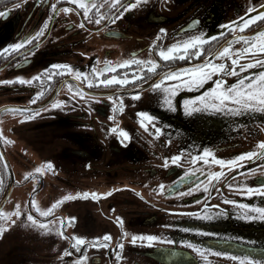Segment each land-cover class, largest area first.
Here are the masks:
<instances>
[{
  "label": "flooded vegetation",
  "instance_id": "flooded-vegetation-1",
  "mask_svg": "<svg viewBox=\"0 0 264 264\" xmlns=\"http://www.w3.org/2000/svg\"><path fill=\"white\" fill-rule=\"evenodd\" d=\"M85 2L90 7L95 3V10L101 15L115 11H109L111 0ZM127 3H133L134 7L123 16L113 22L105 18L102 23H96L72 0H0V49L5 50L0 51V80L14 81L0 84V211L8 214L0 217V225L6 228L9 222L23 221L35 226L31 236L36 248L30 250L16 239L5 241L0 247V257L6 256L9 261L0 264H31L27 259L29 252H37L44 262L54 261L52 264H77L81 255H85L82 264H242L233 256L220 253L264 256V220H246L238 214L245 211L242 205L228 202L264 206V195H243L247 189L236 186L237 182L257 185L258 179L264 177V157L257 155L254 159L238 161L242 169L227 164L222 168L213 161V157L228 160L234 154L256 150L258 141L264 140V112L212 110L191 115L184 111L183 103L213 86L216 78L231 84L239 75L259 72L264 65H254L236 75L221 77L214 73L213 80L200 88L177 87L176 79L162 80L163 85L174 90L169 98L171 107L166 106L164 88L154 91L152 87L165 71L203 63L210 51L223 47L233 36L264 29V18L243 30L228 27V22L236 21L238 16L244 17L245 13L253 16L264 10L261 7L264 0H139V3L118 0V6L123 5L121 11ZM65 7L70 10L65 12ZM249 8L253 11L249 12ZM42 28V34L30 44L20 50H7L9 44L41 32ZM161 28L166 32L158 35ZM199 33L214 38L205 39L200 56L183 59L177 56L169 60L159 56L160 49L167 50L170 45ZM246 46L242 40L231 45L233 49ZM261 56L264 53H243L237 67ZM209 59L221 62L220 57ZM124 60H155L157 66L149 71L148 64L124 65ZM106 61L109 71H103ZM223 62L231 68L229 57H224ZM53 64L70 65L93 79L115 75L118 80L106 86H89L63 69L49 72L52 76L49 80L42 70ZM93 67L100 71L99 77L92 72ZM38 73L40 77L31 84L15 81L17 76L32 79ZM133 75H137V80L119 83V79ZM137 83L141 84L139 89ZM77 85L85 93L99 95H78ZM134 90L141 92L138 98L129 94ZM37 92H41L38 97ZM60 100L66 103L59 104ZM138 100L148 101L147 105H137ZM41 105L44 106L38 108ZM13 107L38 109L34 110L35 114L28 112L30 118L25 119V114L13 111ZM140 111L155 119L140 117ZM142 119L147 128L140 123ZM157 128L159 136L152 134ZM119 129L126 130L129 138L123 139ZM167 133L181 141L164 146ZM57 141L55 154L48 155L45 148L36 150L40 144L49 146ZM185 145L190 151L181 154ZM205 148L213 156L193 163L192 156H203ZM173 154H181V159L177 163L169 159L165 166L164 157L171 158ZM205 160L213 162L205 163ZM46 161L53 165L33 175L34 169ZM189 168L193 169L192 173L187 172ZM210 171L222 172V177L209 182ZM185 175L188 180L181 181ZM201 181L209 185L207 194L202 187L187 192ZM172 183L181 195L160 191L162 184L167 188ZM77 192L108 195L93 199L77 197ZM64 196L69 198L61 200L47 216L41 214ZM17 204L19 216L15 211ZM197 211L215 215L207 219L203 215H191ZM29 214L42 223L34 225L28 219ZM68 217L75 220L69 222ZM118 217L121 223H117ZM191 228L202 231L188 230ZM125 232L128 235H123ZM105 233L111 234L108 246L96 247L93 238L103 237ZM133 234H154L160 239L151 242L138 239L133 243ZM74 235L85 237L79 251ZM121 241L123 247L119 248ZM182 241L194 242L202 251ZM117 251L120 256L116 255Z\"/></svg>",
  "mask_w": 264,
  "mask_h": 264
},
{
  "label": "snow or ice",
  "instance_id": "snow-or-ice-1",
  "mask_svg": "<svg viewBox=\"0 0 264 264\" xmlns=\"http://www.w3.org/2000/svg\"><path fill=\"white\" fill-rule=\"evenodd\" d=\"M72 3L78 4L80 8H83L85 16L92 20L95 19L96 23H102V21L107 18L109 22H113L115 19H118L120 16H123L125 12L129 9H132L134 7L133 3H127L126 8H124L122 11L120 10L123 5L118 6V0H111V5L109 8V11L112 9H115V11H111V15H109L107 12L104 13L103 15L100 14L99 11H96V4L93 3L90 7L88 3L85 2V0H72ZM137 3H139V0H137ZM56 6L53 5V8ZM264 7V6H261ZM70 9L65 7L64 11L67 12ZM78 10V9H77ZM249 12L253 11L252 8L248 9ZM117 12L119 13V16H117ZM264 18V10L258 11L256 15L253 16H248L247 13H245L244 17H237L236 21H230L228 22V27L232 28L233 30L235 28H239L241 30L245 29L248 27L250 24H252L254 21H258ZM238 23L237 21H241ZM47 26V21H45L44 27ZM43 28L41 29V32L35 33L33 35L27 36V38L22 39L18 42L9 44L7 46V50H20L23 48L24 45L30 44L35 38H38L42 34ZM166 32V29L161 28L159 30L158 35L163 34ZM205 39L211 40L214 39L211 36L205 37L204 33H199L196 35H192L187 37L184 40H181L177 43H174L170 45L167 50L160 49L158 54L160 57H162L164 60H169L171 58H176L177 56L181 59L185 57H191V56H200L201 51H202V45L205 42ZM236 40H242L246 43V47L243 48H235L233 49L231 47L232 43H234ZM152 44H156V40L152 41ZM38 46V45H37ZM182 50V51H181ZM0 51H5L4 49H0ZM255 53V52H260L264 53V29H261L259 31H256L254 33H251L249 35H239V36H233L232 40L226 42V44L219 48L218 50L212 52L210 51L207 56L204 58L203 63H197L192 67H184L180 69H174V70H168L165 71L161 78L156 80L155 83L153 84V90L155 91L157 88H164V91L166 93L165 95V100L167 101V105L171 107L172 103L171 100L169 99L173 94L174 90L170 89L168 86L162 84V80H169V79H176L179 81L177 84V87H185V88H200L205 85L207 81L213 80V74L218 73L221 74V77L224 74L227 75H236L237 73H243L244 69H248L253 67L254 65H264V56H261L259 60L256 59H251L250 63H244L240 64L239 67H237L239 60L241 59V55L243 53ZM233 53H236L234 56ZM29 54H31V50H29ZM209 57H220L221 62H214L213 60L209 59ZM224 57H229L231 59V68L229 69L228 65L223 62ZM133 62H138L142 64H148L150 65L149 71H152L157 66V61L155 60H150V61H144V60H139V61H132V60H124L123 64L128 65ZM56 69H63L69 73H72L73 76L77 81L83 79L87 82L89 86H92L94 84L96 85H109L112 83L117 82L118 77L113 75L109 77L108 79H93L89 77V74L83 72L80 69H74L72 66L67 65V64H53L50 66V68H45L43 69V75L46 76L49 80L52 79V76L49 75V72H55ZM110 70V65L109 62H105V66L103 71H109ZM92 72L96 74V77L100 76V71H98L95 67L92 68ZM41 74H36V77H33L32 79H25L22 76H17L15 78V81H18L23 84H31L34 82V80L38 77H40ZM140 75L142 76L143 73L141 72ZM129 80H137V75H133L131 77H126L124 79H119V83L121 85L127 84ZM13 80H0V84H5V83H13ZM141 87L140 83L136 84V89H139ZM69 88H72V85L69 84ZM76 91L78 95H91V96H96L99 94H93V93H85L82 88H80L78 85L76 86ZM133 97L138 98L141 95V92L139 90H134L129 93ZM41 92H37L35 96H40ZM75 99V97H73ZM109 99H112V96L109 95ZM69 103L71 101H68ZM66 101L60 100L59 104H64ZM184 111L187 114L194 115L197 111H212V110H217V111H231V112H240V111H247V110H259L261 112H264V69L260 70L259 72L256 73H249L248 75H239L238 78L231 84H228L223 78H216L215 83L213 86L208 87L206 91H204L201 95L197 96H192L188 97L184 100ZM53 107L55 105H52ZM114 108L116 105L113 106ZM13 111H19L21 113H24V118H30L27 113L32 112L35 114V111L32 109H26V108H21V107H13ZM140 117L145 118L146 120H154L155 118L152 117L148 112L146 111H140L138 113ZM111 118V117H110ZM145 119L140 120V123L147 128V125L145 124ZM119 131L122 134L123 139H128L129 134L126 130L124 129H119ZM151 131V129H149ZM155 136H159L160 134V129L157 128L155 132L152 133ZM7 140V138H5ZM183 150H181L182 154ZM181 154H173L171 158L169 157H164L165 160V166L169 163V159H171V163H177L181 159ZM257 155L264 157V140L258 141V148L256 150H249V151H244L238 154H234L231 159L225 160L223 158H216L213 157V161L223 168L225 164L230 165L231 168H241L242 169V163H237L239 162H244L245 158L249 159H254ZM207 156H213V153L211 150L205 148L203 156H200L199 154L193 155L192 156V161L193 163L196 162L197 159H202L203 157ZM213 161H208L205 160V163H211ZM51 161H46L45 164L42 167H37L34 169L33 175L35 173H40L43 168L46 167H51ZM205 171H208L205 169ZM247 171L251 172L253 169H247ZM188 173H192L193 169L189 168L187 170ZM222 172H213L210 171L208 172V181L212 182L213 178L215 179H220L222 177ZM25 175H29L28 173H25ZM183 180H188V176L185 175L184 177L181 178V181ZM177 181V182H181ZM230 188L233 187L232 184L228 185ZM237 187L247 189L246 192L242 193L243 195H253V194H259V195H264V177L259 178L257 181V185L251 186L247 182H237L236 183ZM204 188L207 194V190L209 185L204 183L203 181L200 182L198 186H193L191 188L187 189V192H193V191H198L199 188ZM160 191L165 192L166 194L169 195H181L182 193L176 191V184L172 183L170 184L167 188L163 186V184L160 186ZM214 194V193H213ZM106 196L108 193H95V192H77L76 196L80 197H89L91 196L93 199H96L97 196ZM68 196L61 197L60 200H57L53 203L51 208L45 209V210H40L37 209L38 211H41V214L44 216H47L60 202L61 200L68 199ZM211 196H209V199ZM229 203L232 204H241L243 209L245 210L242 213H238L240 215H243V218L246 220H252L255 218H259L260 220H264V206L260 205H252V204H244L242 201H236V200H230L228 201ZM33 207L36 206L35 200L32 201ZM206 208L208 207L207 205L205 206ZM251 210V211H249ZM16 215L19 216L20 213V206L17 204V207L15 209ZM222 214V210H221ZM258 214V217L257 215ZM8 215L7 213H3L0 211V217ZM193 216L197 215H203V218L207 219L209 218V215H215V213H200L199 211L191 213ZM29 220H32L34 225H40L42 222L34 220L31 214L28 216ZM67 220L69 222L75 220V217H68ZM121 218H117V223H121ZM43 223H48L47 221H44ZM5 225H0V231L3 230ZM47 230V229H46ZM193 232H201L202 229L199 228H191L188 229ZM61 235H63V232H60ZM123 235H128L127 232H125ZM111 239V234L105 233L103 237H94L93 238V243L96 247H100L101 244L103 246L107 247L108 246V241ZM140 239L141 242L143 241H154L160 239L159 236H156L154 234H133L132 235V242L136 243L137 240ZM74 242L75 246L77 248V251L80 250V246L85 244V237L83 236H75L74 235ZM181 243L190 245L193 249L196 251H202L201 246L197 245L194 242L191 241H182ZM118 247L122 248L123 243L122 241L118 243ZM67 252L68 250L65 249ZM117 256H120L119 251L116 252ZM220 255L223 256H233V258L239 260L242 262V264H264V256L257 257L256 255L252 253H242L240 255H234L231 252H221ZM85 261V255H81L77 258V264H82V262Z\"/></svg>",
  "mask_w": 264,
  "mask_h": 264
},
{
  "label": "rangeland",
  "instance_id": "rangeland-1",
  "mask_svg": "<svg viewBox=\"0 0 264 264\" xmlns=\"http://www.w3.org/2000/svg\"><path fill=\"white\" fill-rule=\"evenodd\" d=\"M148 101L146 100H138L137 105H147ZM105 134V133H104ZM110 138V137H109ZM104 142L107 141L106 138L104 137L102 139ZM110 141H112V139L110 138ZM179 141H181V138H176L173 137L172 133H167V137L164 138V146L168 145V143L170 142H176L178 143ZM59 145V142L57 141L56 143H52L49 146L48 145H44V144H40L39 146H36V150L39 151L43 148L47 149L48 155H52L56 153V148ZM183 151L187 152L190 151V147L188 146H183ZM200 149H195V151H199ZM51 164L53 165V163L51 162ZM7 227L3 228L2 231H0V247L3 244V242L8 241L11 242L13 239H16L17 241L21 242L24 244V246L28 245V248L30 250H35V246L33 244V238H32V233L34 232L33 230L35 229V226L30 227L29 224L27 222H20L17 224L14 223H8L6 225ZM29 259L31 261V264H52L54 261H49L47 260V262H44V258L43 257H38L37 256V252H29L28 254ZM45 257V256H44ZM14 258V257H13ZM9 259L6 256H2L0 257V263L2 262H8ZM34 261H36V263H34Z\"/></svg>",
  "mask_w": 264,
  "mask_h": 264
},
{
  "label": "water",
  "instance_id": "water-1",
  "mask_svg": "<svg viewBox=\"0 0 264 264\" xmlns=\"http://www.w3.org/2000/svg\"><path fill=\"white\" fill-rule=\"evenodd\" d=\"M42 106H44V105L38 106V108H40V107L42 108ZM38 108H37V109H38ZM37 109H33V110H37Z\"/></svg>",
  "mask_w": 264,
  "mask_h": 264
}]
</instances>
